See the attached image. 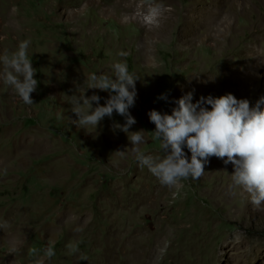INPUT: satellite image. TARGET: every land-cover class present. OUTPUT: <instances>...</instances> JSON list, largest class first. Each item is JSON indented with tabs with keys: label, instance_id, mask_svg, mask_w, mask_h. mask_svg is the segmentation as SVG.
<instances>
[{
	"label": "rangeland",
	"instance_id": "374dc122",
	"mask_svg": "<svg viewBox=\"0 0 264 264\" xmlns=\"http://www.w3.org/2000/svg\"><path fill=\"white\" fill-rule=\"evenodd\" d=\"M141 2L0 0V57L30 39L38 81L24 104L0 61V264H37L49 241L55 255L43 264H135L118 239L142 227L150 255L139 264H264V204L254 208L234 184L227 157H209L199 180L169 188L132 151L166 158L148 113L171 114L189 92L194 103L230 93L255 107L264 96V0H154L166 11L152 29L131 19ZM124 61L139 77L129 109L137 121L129 133H144L139 145L113 131L125 123L116 112L97 128L74 123V96L98 95L99 106L110 98L87 76L115 80L111 65Z\"/></svg>",
	"mask_w": 264,
	"mask_h": 264
},
{
	"label": "clouds",
	"instance_id": "9594fccd",
	"mask_svg": "<svg viewBox=\"0 0 264 264\" xmlns=\"http://www.w3.org/2000/svg\"><path fill=\"white\" fill-rule=\"evenodd\" d=\"M137 8L138 11L131 19H138L149 29L160 26L166 11L162 4L155 3L154 0H142ZM123 19L127 22L129 17L126 15ZM30 44V39L21 41L11 55L0 57L4 65V84L11 87L27 105L33 104L32 93L36 91L38 84L34 79L36 70L28 56ZM118 55L126 57L128 53L121 51ZM111 67L114 69L115 80L108 75L97 76L92 73L87 76L86 81L88 88L108 92L110 98L104 106H99L101 97L98 95L90 98L83 94L78 98L74 96L72 111L79 117L74 123L87 130L89 127L97 128L105 116L111 118L113 112H116L125 118V123L115 124L113 131L119 130L127 134L133 145H139L144 141L143 131L129 133V129L137 123L129 109L135 106L136 82L139 77L129 72L126 61L115 62ZM159 99L167 100L168 96L162 94ZM92 102L97 104L94 110L91 108ZM174 102L178 107L173 108L171 114H161L156 110L148 113L150 122L156 126L153 139L161 141V147L168 149L169 154L162 162L154 163L138 147H134L132 151L136 153V160L146 165L162 186L172 188L189 177L199 180L204 174V162L209 157H227L224 163L235 166L232 176L234 184L251 194L250 202L254 208L264 204V111L261 110L264 96L256 102L255 107L251 106L249 100H238L230 93L218 98L201 96L194 103L193 93L189 92ZM185 148L191 153L190 162ZM118 153L126 154L125 151ZM0 227L6 228L7 223L0 224ZM66 247L69 253L78 252L77 246L71 242ZM12 251L15 252L16 249ZM54 255L52 243L49 241L44 249V256L37 264H43L45 258L50 260ZM80 259L87 260L88 257L80 255Z\"/></svg>",
	"mask_w": 264,
	"mask_h": 264
},
{
	"label": "bare ground",
	"instance_id": "6f19581e",
	"mask_svg": "<svg viewBox=\"0 0 264 264\" xmlns=\"http://www.w3.org/2000/svg\"><path fill=\"white\" fill-rule=\"evenodd\" d=\"M128 8V7H127ZM131 8V7H129ZM126 9V8H125ZM131 10V9H130ZM135 10V9H134ZM214 14L217 16V13L214 12ZM210 16V15H209ZM229 19V18H228ZM226 23V21L224 22ZM214 24V23H213ZM219 24V23H218ZM231 24V23H230ZM211 25V24H210ZM223 25V24H221ZM225 27V26H224ZM227 27V25H226ZM229 28V27H228ZM212 30V29H211ZM218 31V30H217ZM260 56V55H259ZM144 225V224H143ZM145 227L140 228V230L138 229H134V230H130L128 232V239H118V242L121 244V246L119 247V250H122V252H125V256L126 257H131L135 264H139L142 261H144V259H147L149 257V243H146L144 241H142V238L145 237V231H144ZM114 231V230H113ZM122 231V230H121ZM120 231V232H121ZM113 234V232H112ZM118 234V233H117ZM124 235V234H123ZM147 235V233H146ZM120 235L118 234V237ZM125 238V237H124ZM158 244H161L160 241L157 242ZM119 244V245H120ZM111 247V246H110ZM109 247V249H110ZM104 248V247H103ZM114 258V257H113ZM132 260V262H133ZM113 261V260H112ZM118 264H126V261L122 262H117Z\"/></svg>",
	"mask_w": 264,
	"mask_h": 264
}]
</instances>
